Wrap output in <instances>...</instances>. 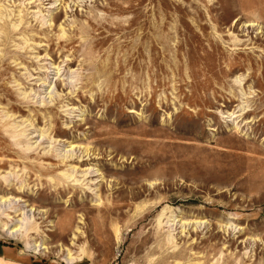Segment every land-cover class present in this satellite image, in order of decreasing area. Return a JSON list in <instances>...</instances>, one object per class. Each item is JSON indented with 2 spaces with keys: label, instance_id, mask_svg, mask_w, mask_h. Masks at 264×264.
I'll return each instance as SVG.
<instances>
[{
  "label": "rangeland",
  "instance_id": "1",
  "mask_svg": "<svg viewBox=\"0 0 264 264\" xmlns=\"http://www.w3.org/2000/svg\"><path fill=\"white\" fill-rule=\"evenodd\" d=\"M56 1L0 0V264H264V0Z\"/></svg>",
  "mask_w": 264,
  "mask_h": 264
},
{
  "label": "bare ground",
  "instance_id": "2",
  "mask_svg": "<svg viewBox=\"0 0 264 264\" xmlns=\"http://www.w3.org/2000/svg\"><path fill=\"white\" fill-rule=\"evenodd\" d=\"M61 2V4H62V2H63V5H67V6H70L71 7V5L73 4L74 5V7H75V5L77 4V2H76V0H70L69 2H67L66 3V0H57L56 2ZM56 2H53V3H56ZM66 11V10H65ZM59 16H54L53 18H52V20L51 21H53V22H55V23H57V22H59ZM249 29L250 28H254L255 26L254 25H248L247 26ZM56 69V68H55ZM58 69V68H57ZM58 74H59V72H58ZM57 74V75H58ZM44 84H45V82H44ZM55 87H57V88H61L62 87V84H60V83H56V85H55ZM49 94H50V98H54L53 97V94L52 93H50L49 92ZM70 146H72V150H77V148L78 147H74V144L72 145H70ZM76 148V149H75ZM85 150H84V152L86 153V154H88V152H89V150L88 149H86V148H84ZM72 150L71 151H67V153L65 154V159L64 160H69L70 161V159H71V161L74 159V153L72 152ZM70 152V153H69ZM85 157V156H84ZM83 157V158H84ZM85 162V161H84ZM6 164V163H5ZM4 164V165H5ZM75 169V168H74ZM85 172H83L85 175L84 176H88V175H91L92 173L91 172H89L90 170L88 169V170H84ZM97 172L99 173L100 171L99 170H97ZM96 173V172H95ZM101 176H102V174H101ZM66 177H68V178H71V175H69V176H66ZM105 178V177H104ZM17 202H19V201H17ZM20 203V202H19ZM32 210V209H31ZM37 210V209H36ZM36 210H32L31 212H33V213H35L36 212ZM9 217V216H8ZM29 219L32 221V218H30L29 217ZM205 223V222H204ZM200 224V223H199ZM206 224V223H205ZM1 225H2V230H3V232L6 234V235H8V236H11L12 238H16V239H22L23 237H26V238H30V235L28 234V219H26L24 216L22 217V220H20L19 222H18V227H12V226H10V224L8 223V222H6V223H3V222H1ZM204 225V224H203ZM188 226V225H187ZM184 226L182 225V228H183ZM196 227V226H195ZM185 228V227H184ZM2 232V231H1ZM3 236V235H2ZM2 239V238H1ZM27 248L29 249V251L31 250L32 251V253L34 252L36 255H38V254H50L51 253V249L48 247V246H45V244L43 243V242H33V243H28L27 244ZM61 252V251H60ZM65 252H67V254L64 256V258H63V261L65 262V263H69V264H75L76 262H78V261H81L82 259H81V257H76L75 255H74V253L72 252V250L71 249H66L65 250ZM62 255H63V253H62ZM63 257V256H62ZM62 259V258H61ZM6 262V260H4V259H2V258H0V263H5Z\"/></svg>",
  "mask_w": 264,
  "mask_h": 264
},
{
  "label": "crops",
  "instance_id": "3",
  "mask_svg": "<svg viewBox=\"0 0 264 264\" xmlns=\"http://www.w3.org/2000/svg\"><path fill=\"white\" fill-rule=\"evenodd\" d=\"M3 256V255H2ZM2 258H5V257H2Z\"/></svg>",
  "mask_w": 264,
  "mask_h": 264
}]
</instances>
